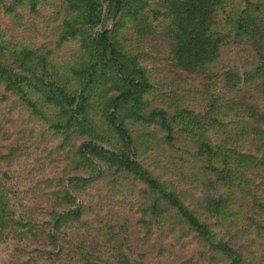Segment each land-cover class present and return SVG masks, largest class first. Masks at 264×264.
Masks as SVG:
<instances>
[{"label":"rangeland","instance_id":"1","mask_svg":"<svg viewBox=\"0 0 264 264\" xmlns=\"http://www.w3.org/2000/svg\"><path fill=\"white\" fill-rule=\"evenodd\" d=\"M95 4L0 0V264H264V0Z\"/></svg>","mask_w":264,"mask_h":264},{"label":"trees","instance_id":"2","mask_svg":"<svg viewBox=\"0 0 264 264\" xmlns=\"http://www.w3.org/2000/svg\"><path fill=\"white\" fill-rule=\"evenodd\" d=\"M84 2H86L87 6L89 8L88 11H89V15L92 16L95 9H96V4H95V0H83ZM99 22V21H96V23ZM94 23V22H93ZM1 64H4L2 61H1ZM10 72L12 73V71L10 70ZM128 138H131L130 136H128ZM115 156V155H114ZM118 164L121 165V166H125L126 168L129 169V165L131 163H133L132 161H130L129 158H127V160H124V159H118ZM147 182L148 184L150 185V187L152 189H157L159 190V186L157 185L156 181H154L152 178H148L147 179ZM162 193L164 194V196H174L172 192H169V191H166V190H162ZM191 219H194L193 216L191 217Z\"/></svg>","mask_w":264,"mask_h":264}]
</instances>
